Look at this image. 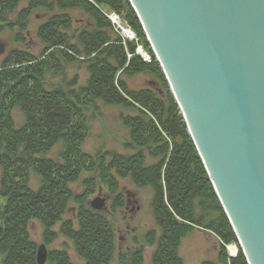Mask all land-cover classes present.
I'll return each instance as SVG.
<instances>
[{
	"label": "trees",
	"instance_id": "trees-1",
	"mask_svg": "<svg viewBox=\"0 0 264 264\" xmlns=\"http://www.w3.org/2000/svg\"><path fill=\"white\" fill-rule=\"evenodd\" d=\"M23 2L26 7L20 9ZM104 6L119 14L138 42L125 41L102 11ZM36 9L47 12L37 31L43 45L39 54L15 49L0 64V264H38L39 246L29 230L32 220L42 224L45 245L62 234L85 264H112L115 224L88 206L87 194L103 183L118 191L120 179L153 191L160 230L146 235L150 245H157L153 264H185L179 248L195 228L217 235L222 264H249L131 2L0 0V19L11 29L18 27L15 36L25 42L24 31ZM73 10L86 13L91 23L75 27ZM138 45L151 62L137 54ZM74 61L89 74L79 87L77 75L65 77L66 66ZM140 74L154 76L159 87L129 88L126 78ZM100 102L135 111L122 115L130 133L125 146L135 153L83 150L88 111L96 115ZM15 109L22 113L20 124ZM58 145L61 150L53 156ZM147 153L155 160L148 161ZM31 172L40 180L37 189L30 186ZM84 174L85 189L76 192L73 183ZM72 204L75 218H65ZM114 206H124L122 195ZM232 243L239 247L236 258L226 250ZM118 260L145 264L144 248L119 254ZM48 261L74 264L66 249L50 250Z\"/></svg>",
	"mask_w": 264,
	"mask_h": 264
},
{
	"label": "water",
	"instance_id": "water-1",
	"mask_svg": "<svg viewBox=\"0 0 264 264\" xmlns=\"http://www.w3.org/2000/svg\"><path fill=\"white\" fill-rule=\"evenodd\" d=\"M129 1L248 263L264 264V0Z\"/></svg>",
	"mask_w": 264,
	"mask_h": 264
},
{
	"label": "rangeland",
	"instance_id": "rangeland-1",
	"mask_svg": "<svg viewBox=\"0 0 264 264\" xmlns=\"http://www.w3.org/2000/svg\"><path fill=\"white\" fill-rule=\"evenodd\" d=\"M24 7H26V5L23 2L20 6V9ZM101 9L108 18L110 17L109 15L114 12L109 7L105 6L103 8L101 7ZM46 14L47 12L39 9L33 11L29 27L24 31L25 42L18 41L17 37L15 36L16 33L20 31L18 27L13 26L11 29L7 22L4 23V21L0 19V64H2L9 53L15 51V49L29 50L35 54H39L43 45L40 41L37 31L39 24L47 18ZM71 14L74 18L75 27L82 24L91 23L89 16L82 11L73 10L71 11ZM12 17L13 16H11V18ZM145 35L147 37L146 33ZM124 39L125 41H133V39L130 38ZM147 40L149 41L148 37ZM125 41H123V44H125ZM149 43L151 45L150 41ZM156 60L164 74V70L161 67L160 61L157 58ZM66 67L65 77L67 80H71L75 75H77L78 82L76 87H79L81 84H86L89 74L85 65L74 61L73 63L68 64ZM126 80L129 88L131 89L159 87V82L154 78V76L150 74H140L134 77H127ZM54 81L59 82L60 80L57 78L54 79ZM168 85L170 92L172 93L169 82ZM177 105L183 118V122L185 123L188 130L184 114L178 103ZM95 109L96 115L94 116L93 112L88 111V114L91 115V118L89 122V133L83 143V150L90 154H95L98 150L105 152L116 151L124 155L135 153L125 146V142L129 141L130 133L129 129L124 126L122 120V115L126 117L129 114H134L135 111L122 106L105 105L101 102L97 104ZM13 116L18 124L23 122L22 113L18 109L14 110ZM60 146L58 145L54 148L52 152L53 156L61 150V148H59ZM147 159L151 162L152 160H155L152 159L151 155L148 153ZM86 176L87 175L84 174L81 180L73 183V188L76 192L82 193L84 191L85 186L82 181ZM30 177L31 188L37 189L40 183L38 176L34 172H31ZM119 194L123 196L124 206L116 208L114 203ZM98 196L106 199V208L100 212L107 214L108 217L112 219L116 227V251L112 264H124L118 260L119 254L126 253L127 251L133 252L139 247L144 248L145 264H153V254L157 245H150V243L146 241V235L153 229H156L157 233L159 234L160 230L155 223L153 214V191L151 188L136 187L128 179H120V189L118 191L112 189L108 183L100 184L87 194V204L94 211L97 210L92 208L91 202ZM0 201H3L1 197ZM74 207L75 205L72 204L70 211L67 213L65 218H75L76 209ZM56 229H59V226H57ZM29 230L32 239L38 244V246L45 243L43 239L44 230L42 224L38 220H32L30 222ZM221 244L222 242L217 237V235L212 233L210 230L195 228L190 234L183 238L179 248V254L183 258L185 264H222L219 260ZM231 245L236 246V253L231 252ZM239 245L241 246L240 242ZM46 248L48 253L50 250L54 249H66L74 264H85L84 260L78 256L74 244L62 234H60L58 239L53 243L47 244ZM226 250L230 258H236L238 256L239 247L236 244H227ZM46 264L54 263L48 261L47 259Z\"/></svg>",
	"mask_w": 264,
	"mask_h": 264
},
{
	"label": "built area",
	"instance_id": "built-area-1",
	"mask_svg": "<svg viewBox=\"0 0 264 264\" xmlns=\"http://www.w3.org/2000/svg\"><path fill=\"white\" fill-rule=\"evenodd\" d=\"M110 20L113 24V26L118 30V32L123 36V38H130L138 42V37L136 33L132 30V28L117 14L116 12H113L111 15H109ZM127 32H129L132 36H128ZM137 52L141 55V57L144 58L147 62L151 61L150 55H148L141 46L138 47Z\"/></svg>",
	"mask_w": 264,
	"mask_h": 264
},
{
	"label": "bare ground",
	"instance_id": "bare-ground-1",
	"mask_svg": "<svg viewBox=\"0 0 264 264\" xmlns=\"http://www.w3.org/2000/svg\"><path fill=\"white\" fill-rule=\"evenodd\" d=\"M127 35L130 36V37L132 36L129 32H127ZM155 58H157V57L155 56ZM230 250H231L232 253H236L237 252V249H236L235 245H231L230 246Z\"/></svg>",
	"mask_w": 264,
	"mask_h": 264
}]
</instances>
